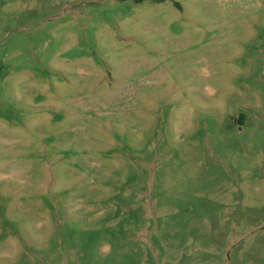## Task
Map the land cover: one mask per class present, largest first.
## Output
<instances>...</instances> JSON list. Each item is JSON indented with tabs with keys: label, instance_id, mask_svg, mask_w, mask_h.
Masks as SVG:
<instances>
[{
	"label": "rangeland",
	"instance_id": "obj_1",
	"mask_svg": "<svg viewBox=\"0 0 264 264\" xmlns=\"http://www.w3.org/2000/svg\"><path fill=\"white\" fill-rule=\"evenodd\" d=\"M0 264H264V0H0Z\"/></svg>",
	"mask_w": 264,
	"mask_h": 264
}]
</instances>
